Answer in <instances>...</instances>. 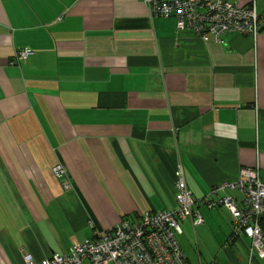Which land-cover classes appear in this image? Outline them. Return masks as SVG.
<instances>
[{
    "label": "crops",
    "instance_id": "crops-1",
    "mask_svg": "<svg viewBox=\"0 0 264 264\" xmlns=\"http://www.w3.org/2000/svg\"><path fill=\"white\" fill-rule=\"evenodd\" d=\"M178 166L196 199L243 168L264 182V25L216 42L142 0H0V264L174 208ZM194 209L191 264H264L225 207Z\"/></svg>",
    "mask_w": 264,
    "mask_h": 264
},
{
    "label": "built area",
    "instance_id": "built-area-1",
    "mask_svg": "<svg viewBox=\"0 0 264 264\" xmlns=\"http://www.w3.org/2000/svg\"><path fill=\"white\" fill-rule=\"evenodd\" d=\"M150 14L175 16L179 29L189 28L202 39L220 42L225 32L255 37L264 25V17L256 10L255 1L240 5L229 0H142ZM32 51L16 50L13 60H21ZM52 173L63 178L62 164L52 166ZM175 206L170 210L144 213L134 221L123 219L95 239L76 241L68 253H53L39 262L24 254V264H190L177 235L182 233L181 223L190 218L193 225L203 222L195 206L225 207L233 217V231L250 239L252 251L261 252L264 244V182L258 168L240 169L238 177L213 187L208 194L196 199L188 188L180 166L174 171ZM64 187H69L67 181ZM225 188L237 190L233 195L215 196Z\"/></svg>",
    "mask_w": 264,
    "mask_h": 264
},
{
    "label": "rangeland",
    "instance_id": "rangeland-1",
    "mask_svg": "<svg viewBox=\"0 0 264 264\" xmlns=\"http://www.w3.org/2000/svg\"><path fill=\"white\" fill-rule=\"evenodd\" d=\"M196 237H197V241L199 242V234L198 233H196ZM179 242L180 243H183V236L180 238L179 237ZM194 242V241H193ZM211 242V241H210ZM212 243V242H211ZM195 249V248H194ZM196 250V249H195Z\"/></svg>",
    "mask_w": 264,
    "mask_h": 264
},
{
    "label": "trees",
    "instance_id": "trees-1",
    "mask_svg": "<svg viewBox=\"0 0 264 264\" xmlns=\"http://www.w3.org/2000/svg\"><path fill=\"white\" fill-rule=\"evenodd\" d=\"M216 207H219V206H216ZM214 208V207H213ZM261 225H262V230L264 232V222H261ZM243 234V233H242ZM232 235H237L234 233V231L232 232ZM178 236V235H177ZM247 237V236H246ZM178 239V238H177ZM191 264V263H190Z\"/></svg>",
    "mask_w": 264,
    "mask_h": 264
}]
</instances>
